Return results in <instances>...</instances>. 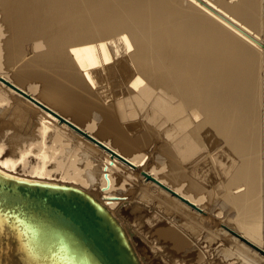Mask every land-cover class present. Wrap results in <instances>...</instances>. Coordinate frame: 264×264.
Wrapping results in <instances>:
<instances>
[{
    "label": "bare ground",
    "instance_id": "6f19581e",
    "mask_svg": "<svg viewBox=\"0 0 264 264\" xmlns=\"http://www.w3.org/2000/svg\"><path fill=\"white\" fill-rule=\"evenodd\" d=\"M0 76L135 165L0 81V264H70L7 182L88 192L140 264H264V0H0ZM126 175L195 221L152 187L129 202Z\"/></svg>",
    "mask_w": 264,
    "mask_h": 264
},
{
    "label": "water",
    "instance_id": "95a60500",
    "mask_svg": "<svg viewBox=\"0 0 264 264\" xmlns=\"http://www.w3.org/2000/svg\"><path fill=\"white\" fill-rule=\"evenodd\" d=\"M0 81L41 109L53 114L60 122L67 124L97 147L107 151L110 158L116 157L129 167L135 168V165L126 158L1 76ZM141 174L195 207L144 171H141ZM46 184L52 186L18 184L14 187L8 182L3 185L9 195H16L24 210L32 212L43 222L44 235L40 239L45 244L46 254L64 255L70 264H140L130 245L126 247L120 242L116 234L117 230L102 215L103 205L96 203L97 200L92 195L73 185ZM97 206L103 211L98 210ZM120 228L122 229L121 225Z\"/></svg>",
    "mask_w": 264,
    "mask_h": 264
},
{
    "label": "rangeland",
    "instance_id": "374dc122",
    "mask_svg": "<svg viewBox=\"0 0 264 264\" xmlns=\"http://www.w3.org/2000/svg\"><path fill=\"white\" fill-rule=\"evenodd\" d=\"M18 99V101H16V102H19V103H17L18 105H20L21 107H22V105H23V103H24V105H23V107H25L26 108V102L24 101V100H21V99H19V98H17ZM42 100V99H41ZM37 111V110H36ZM35 111V113L34 114H36V117H34V115H33V117H32V115H31V113L33 112H31L30 113V119H31V121L33 122V129L34 128H36V124H38V122H39V120H41L40 118H42V113L40 114V113H38L39 111H37L36 112ZM30 112V111H29ZM40 115V116H39ZM39 119V120H38ZM36 121V122H35ZM17 123L15 122V123H13V125L9 128V129H11V132L14 130V128H17ZM51 127H53V128H51L50 130H51V132H54V130H55V127L57 128V126L55 125V124H53V126H51ZM65 135H69L70 136V133H68V132H65ZM23 137L21 138H19L20 140H22V139H24V136L25 135H22ZM76 137V135L75 136H73V139ZM26 138V137H25ZM77 138V137H76ZM110 139H111V137H109ZM75 140V139H74ZM61 144V143H60ZM58 145V147H60L61 148V145ZM60 148H58V149H60ZM42 158H40V160H39V162L40 163H43L42 161ZM49 160H51V159H49ZM51 163H52V160L51 161H48V162H46V170L47 169H50L51 168ZM80 164H82V163H80ZM164 165V164H163ZM158 166H160V164L158 163ZM143 167H145L146 169H151V170H153V171H155V170H157V171H159V169H158V167L155 165V164H153V163H151L150 161L147 163V166L146 165H144ZM121 170V171H120ZM120 171V172H119ZM126 170H123V169H119L118 171H115V175H118V174H116V173H121V172H125ZM158 173V172H157ZM126 174V173H125ZM122 179H121V178ZM125 180H124V177H122V176H117V181H119V183H118V185L120 186V185H122V187L120 186H117V187H119L118 188V190L119 191H121L123 194H128L129 196V198H128V201L129 202H131L132 200L134 201L135 199H133L134 198V196H135V192L137 193L138 191L140 192L141 191V189H143V190H145L144 188H146V187H149L148 186V184H147V182H145V181H140V180H138L139 178L136 176L135 177V175L133 176H125ZM137 178V179H136ZM120 179H121V181H120ZM129 180V181H128ZM134 180H137L136 182L134 181ZM128 181V182H127ZM133 181H134V183H133ZM126 184H125V183ZM131 182V183H130ZM133 183V184H132ZM144 183V184H143ZM138 184V185H137ZM125 185V186H124ZM130 185V186H129ZM136 186V187H135ZM130 187H132V188H130ZM134 187V188H133ZM141 187V188H140ZM152 187V186H151ZM151 187H149V189L151 188ZM124 188V189H123ZM126 188V189H125ZM153 188V187H152ZM151 188V190H153V192H154V195H155V192H156V195H155V197H157L158 199V202L163 206V207H166L167 206V208H165V210L166 209H168V210H166L167 212H174V213H169V215H171L172 217H173V214L175 215V217L177 216L176 214H178V215H180V219L181 220H183L182 218L183 217H187V218H190L191 220L190 221H195L194 219H196V214L195 213H197L196 211H194V210H191V209H189V208H187L186 206H184L182 203L183 202H180V200H178L177 198H175V197H172V195H170L169 193H167L166 191H164L163 189H161L160 187H159V189H161L160 191H159V189L157 190V189H155V188H153L152 189ZM123 189V190H122ZM127 189H131V191L133 190V192H129ZM148 189V188H147ZM126 191V192H125ZM150 191V190H149ZM165 193H164V192ZM128 192V193H127ZM161 192H162V194H161ZM167 193V194H166ZM130 194H133L132 195V198H131V195ZM170 195V196H169ZM168 196L170 197L169 199H168ZM130 198H131V200H130ZM166 198V199H165ZM172 198V199H171ZM174 199H176V200H174ZM132 201V202H133ZM174 201V202H173ZM177 201V202H176ZM170 203V204H169ZM175 203V204H174ZM178 203V204H177ZM166 205V206H164V205ZM183 206H182V205ZM131 207V205H127V207ZM126 207V206H125ZM171 207V208H170ZM178 207H179V209H178ZM181 207H183L182 209H181ZM187 209H185V208ZM176 208V209H175ZM130 209V208H129ZM173 209V210H172ZM147 210V209H146ZM181 210V211H180ZM184 210V211H183ZM145 211V210H144ZM143 210L142 211H140L139 213L138 212H135L134 214L132 213V212H130V213H132V215L128 212V214H124L123 216L124 217H126V218H128V219H130L131 218V220L133 221V222H136V223H138L139 222V217H141L142 219H141V221L142 220H144V222L142 221V224L144 225H148V226H152V225H154L155 223H158V222H164V219L162 218L163 216H161V215H158V214H156L155 215V212H153L154 210H148V211H146V212H144ZM152 212V213H151ZM178 212V213H177ZM181 212V213H180ZM192 212H195L194 214L192 213ZM127 213V212H126ZM176 213V214H175ZM151 214V215H150ZM193 214V215H192ZM198 214V213H197ZM136 215H138L139 217H137V218H135L136 217ZM141 215V216H140ZM184 215V216H183ZM150 216H151V219H150ZM153 216V217H152ZM156 217V218H155ZM175 217H173V218H175ZM145 218V219H144ZM177 218H178V216H177ZM150 219V220H149ZM161 219V220H160ZM146 220V221H145ZM149 220V221H148ZM153 220V221H152ZM155 220V221H154ZM163 220V221H162ZM202 220H204L205 221V218L204 219H202ZM184 221V220H183ZM150 222V223H149ZM152 222H153V224H152ZM207 222V221H206ZM121 223H123V225H126V223L125 222H121ZM201 223H205V222H203V221H201ZM151 224V225H150ZM135 226H137V224H135ZM141 226V225H140ZM140 226H137V227H140ZM203 226H206L205 224H203ZM212 226V225H211ZM210 226V227H211ZM128 227V226H127ZM130 227V226H129ZM209 227V228H210ZM213 228V227H212ZM211 228V229H212ZM142 230V229H141ZM151 230V229H150ZM149 230V231H150ZM196 234L198 235L199 233L198 232H196ZM157 243H159V241L157 240L156 241ZM144 257H146V258H148V256H145L144 255ZM144 257H142L141 259V261L142 262H145L146 264H148V259H146V258H144ZM153 264H156V263H153ZM159 264V263H158Z\"/></svg>",
    "mask_w": 264,
    "mask_h": 264
}]
</instances>
